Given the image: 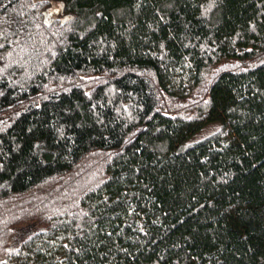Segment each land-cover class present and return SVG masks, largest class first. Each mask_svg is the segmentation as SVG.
<instances>
[{"label": "trees", "instance_id": "1", "mask_svg": "<svg viewBox=\"0 0 264 264\" xmlns=\"http://www.w3.org/2000/svg\"><path fill=\"white\" fill-rule=\"evenodd\" d=\"M61 2L0 0V264H264V0Z\"/></svg>", "mask_w": 264, "mask_h": 264}, {"label": "rangeland", "instance_id": "2", "mask_svg": "<svg viewBox=\"0 0 264 264\" xmlns=\"http://www.w3.org/2000/svg\"><path fill=\"white\" fill-rule=\"evenodd\" d=\"M50 2V6L48 7L45 15V19L47 22H50L54 19H59L61 21H64L70 17L69 14L65 13L62 9V2L61 0H48ZM220 127L219 123H209L205 125L199 132H197L191 139V141H197L199 139H202L212 133H214L218 128ZM27 228L23 229H17L16 231V238L18 237V234L23 230L24 232H28L26 230ZM16 242H11L9 246V252H13L16 249Z\"/></svg>", "mask_w": 264, "mask_h": 264}]
</instances>
